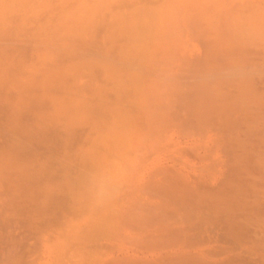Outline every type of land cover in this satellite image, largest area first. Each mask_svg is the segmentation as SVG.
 Returning a JSON list of instances; mask_svg holds the SVG:
<instances>
[{
    "label": "rangeland",
    "instance_id": "374dc122",
    "mask_svg": "<svg viewBox=\"0 0 264 264\" xmlns=\"http://www.w3.org/2000/svg\"><path fill=\"white\" fill-rule=\"evenodd\" d=\"M215 2L0 0V264H264V0Z\"/></svg>",
    "mask_w": 264,
    "mask_h": 264
},
{
    "label": "bare ground",
    "instance_id": "6f19581e",
    "mask_svg": "<svg viewBox=\"0 0 264 264\" xmlns=\"http://www.w3.org/2000/svg\"><path fill=\"white\" fill-rule=\"evenodd\" d=\"M185 1V0H184ZM196 1V0H195ZM211 1V0H210ZM221 0H216V2H215V0H214V2H215V5H217V6H219V3H221L220 2ZM187 2V1H186ZM99 3V2H98ZM201 3V2H200ZM208 4H209V2H208ZM100 5V4H99ZM263 5V4H262ZM174 6V5H173ZM201 6V5H200ZM216 6V7H217ZM223 6V5H222ZM199 7V6H198ZM174 8V7H173ZM182 8V7H181ZM203 8H205V7H203ZM207 8V7H206ZM218 8V7H217ZM220 8V7H219ZM236 8V7H235ZM234 8V9H235ZM201 9V8H200ZM214 9V8H213ZM223 9V8H222ZM238 9H239V7H238ZM211 10V9H210ZM241 10V9H240ZM259 10V9H258ZM250 11V10H249ZM79 12V11H78ZM158 12V11H157ZM174 12V11H173ZM185 12H186V10H185ZM193 12V10L191 11V13ZM167 12H165L164 14H166ZM172 13V12H171ZM214 13H216V12H214ZM235 13V12H234ZM240 13V12H239ZM137 14V13H136ZM163 14V15H164ZM173 14H175V13H173ZM204 14V13H203ZM233 14V13H232ZM160 15V14H159ZM221 15V14H220ZM236 15V14H235ZM238 15V14H237ZM173 16H175V15H173ZM198 17V16H197ZM235 17V16H234ZM248 17V16H247ZM163 18V17H162ZM167 18H168V15H167ZM170 18V17H169ZM168 18V19H169ZM207 18V17H206ZM253 18V17H252ZM164 19V18H163ZM163 19H161V20H163ZM140 20V19H139ZM148 20V19H147ZM150 21H151V19H149ZM153 20V19H152ZM165 20V19H164ZM167 20V19H166ZM165 20V21H166ZM196 20V19H195ZM200 20V19H199ZM235 21V20H234ZM256 21V20H255ZM135 22V21H134ZM153 22V21H152ZM160 22H162V21H160ZM230 22V21H229ZM254 23V22H253ZM179 24V23H178ZM210 26V25H209ZM259 26V25H258ZM171 27V26H170ZM261 27V26H260ZM230 28V27H229ZM173 29H175V28H173ZM166 30V29H165ZM170 30V29H169ZM242 30V29H241ZM249 30H250V28H249ZM153 31V30H152ZM177 31V30H176ZM179 31V30H178ZM178 33V32H177ZM243 36V35H242ZM154 37V36H153ZM151 38H152V36H151ZM264 39V38H263ZM166 41V40H165ZM167 42V41H166ZM133 43V42H132ZM158 43V42H157ZM174 43V42H173ZM148 44V43H147ZM150 44V43H149ZM175 44V43H174ZM153 45V44H152ZM160 45H162V44H160ZM178 45V44H177ZM151 46V45H150ZM157 46V45H156ZM166 46V45H165ZM164 46V47H165ZM164 47L162 48V50L164 49ZM167 47V46H166ZM227 47V46H226ZM158 48V47H157ZM173 48V47H172ZM171 48V49H172ZM153 49V48H152ZM155 49V48H154ZM156 50V49H155ZM159 50H160V48H159ZM161 50V51H162ZM165 50V49H164ZM158 51V50H157ZM170 51V50H169ZM153 52V51H152ZM159 52V51H158ZM166 52H167V50H166ZM172 53V52H171ZM164 54V53H163ZM162 55V54H161ZM153 56H155V55H153ZM153 56H151V57H153ZM160 56V55H159ZM157 57V56H156ZM163 57H165V56H163ZM150 58V57H149ZM153 61V60H152ZM155 63V62H154ZM151 64V63H150ZM235 64V63H234ZM149 65V64H148ZM233 66V65H232ZM237 66V65H236ZM239 67V66H238ZM237 68V67H236ZM234 69V68H233ZM241 69V68H240ZM159 72V71H158ZM220 72V71H219ZM234 72V71H233ZM240 72V71H239ZM167 73V72H166ZM223 73V72H222ZM230 73H232V72H230ZM235 73H237V72H235ZM160 74V73H159ZM221 74V73H220ZM237 74H239V73H237ZM237 74H236V76H237ZM242 73H240V75H241ZM166 75V74H165ZM169 75V74H168ZM229 75V74H228ZM216 76V75H215ZM232 76V75H231ZM231 76H230V79H234V78H231ZM236 76L234 75V77L236 78ZM243 76V75H242ZM140 77V76H139ZM214 77V76H213ZM220 77H223V75L222 76H220ZM238 77V76H237ZM240 77V76H239ZM244 78H246L245 76H244ZM169 79V78H168ZM186 79H188V78H186ZM220 79V78H219ZM223 79V78H222ZM155 80V79H154ZM215 80V79H214ZM226 80V79H225ZM238 80V78L236 79V81ZM220 81H222V80H219L218 82H220ZM228 81V80H227ZM233 81H235V80H233ZM239 81V80H238ZM209 82V81H208ZM231 82V81H230ZM244 82V81H243ZM140 83V82H139ZM165 83V82H164ZM222 83V82H221ZM236 83V82H235ZM150 84V83H149ZM153 84H155V83H153ZM157 84V83H156ZM159 84V83H158ZM228 84V83H227ZM245 84V83H244ZM250 85H251V83H250ZM254 85V84H253ZM147 86H149V85H147ZM145 87V86H144ZM151 87V86H150ZM156 87V86H155ZM191 87V86H190ZM248 87V86H247ZM253 87V86H252ZM153 88V87H152ZM167 88V87H166ZM244 88H245V86H244ZM158 89V88H157ZM156 89V90H157ZM183 90V89H182ZM182 90H180V91H182ZM103 91V90H102ZM155 91V90H154ZM124 92V91H123ZM104 93V92H103ZM166 93V92H165ZM180 94V93H179ZM188 94V93H187ZM156 95V94H155ZM161 95V94H160ZM163 95V94H162ZM229 97V96H228ZM232 97V96H231ZM184 100V99H183ZM198 101V100H197ZM229 101H231V100H229ZM250 102V101H249ZM202 103V102H201ZM198 105V104H197ZM232 106H234L233 104H232ZM231 107V106H230ZM237 107V106H236ZM119 108V107H118ZM235 109V108H234ZM232 110V109H231ZM150 122V121H149ZM161 122V121H160ZM153 124V123H152ZM152 126H154V125H152ZM157 131V130H156ZM140 142V141H139ZM181 174V173H180ZM188 228V227H187ZM172 233H174V232H172ZM144 234H145V232H144ZM147 236V235H146ZM108 237V236H107ZM172 237V236H171ZM107 239V238H106ZM144 240V239H143ZM186 242V241H185ZM190 243H191V241H190ZM197 244H199V243H197ZM196 245V244H195ZM24 246H26V245H24ZM157 247V246H156ZM155 247V248H156ZM159 247V246H158ZM153 248H154V246H153ZM213 251H215V249H213ZM229 251V250H228ZM213 253V252H212ZM215 253V252H214ZM218 253V252H217ZM200 254V253H199ZM210 254V253H209ZM228 254V253H227ZM195 255V254H194ZM212 255V254H211ZM210 255V256H211ZM215 255V254H214ZM181 256V255H180ZM209 256V255H208ZM209 256V258H211ZM191 257V256H190ZM194 257V256H193ZM206 257V256H205ZM235 258H237V257H235ZM194 259V258H193ZM196 259H198L199 260V256H198V258H196ZM207 259H208V257H207ZM215 259V258H214ZM213 260V259H212ZM216 260V259H215ZM218 260V259H217ZM229 260V259H228ZM114 261V260H113ZM128 261H130V260H128ZM209 261V260H208ZM214 261V260H213ZM221 262H223V261H221ZM162 263V262H161ZM219 263V262H218ZM213 264V263H212ZM221 264V263H220ZM223 264V263H222Z\"/></svg>",
    "mask_w": 264,
    "mask_h": 264
}]
</instances>
